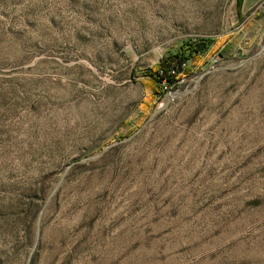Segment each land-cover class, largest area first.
<instances>
[{"label":"rangeland","instance_id":"obj_1","mask_svg":"<svg viewBox=\"0 0 264 264\" xmlns=\"http://www.w3.org/2000/svg\"><path fill=\"white\" fill-rule=\"evenodd\" d=\"M0 264H264V0H0Z\"/></svg>","mask_w":264,"mask_h":264},{"label":"trees","instance_id":"obj_2","mask_svg":"<svg viewBox=\"0 0 264 264\" xmlns=\"http://www.w3.org/2000/svg\"><path fill=\"white\" fill-rule=\"evenodd\" d=\"M183 60L177 59L176 57L172 58L169 63L166 64V66L160 71L156 72L155 74V83L157 86L159 84H162L166 82L167 84L174 83L175 82V74L177 73L175 70V67H180ZM172 65V67L170 66ZM162 87V86H161ZM165 93L164 87H162L161 93ZM159 94V95H160Z\"/></svg>","mask_w":264,"mask_h":264},{"label":"water","instance_id":"obj_3","mask_svg":"<svg viewBox=\"0 0 264 264\" xmlns=\"http://www.w3.org/2000/svg\"><path fill=\"white\" fill-rule=\"evenodd\" d=\"M176 94H174V93H167L166 95H165V102L160 106V107H158L157 109H155L153 112H152V114L149 116V118H148V120L150 119V118H152L153 116H155L157 113H159L160 111H162L163 109H165L166 108V106L169 104V102H170V100L173 98V96H175ZM139 131V130H138ZM138 131H136V132H138ZM135 132V133H136ZM37 236H36V240H37V237H38V227H37V234H36Z\"/></svg>","mask_w":264,"mask_h":264},{"label":"crops","instance_id":"obj_4","mask_svg":"<svg viewBox=\"0 0 264 264\" xmlns=\"http://www.w3.org/2000/svg\"><path fill=\"white\" fill-rule=\"evenodd\" d=\"M260 0H249L250 4H256L257 2H259Z\"/></svg>","mask_w":264,"mask_h":264}]
</instances>
